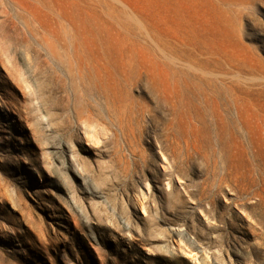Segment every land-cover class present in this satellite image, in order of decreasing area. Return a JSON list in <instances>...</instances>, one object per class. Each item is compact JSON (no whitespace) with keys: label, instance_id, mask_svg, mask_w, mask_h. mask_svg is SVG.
<instances>
[{"label":"rangeland","instance_id":"1","mask_svg":"<svg viewBox=\"0 0 264 264\" xmlns=\"http://www.w3.org/2000/svg\"><path fill=\"white\" fill-rule=\"evenodd\" d=\"M0 264H264V0H0Z\"/></svg>","mask_w":264,"mask_h":264},{"label":"bare ground","instance_id":"2","mask_svg":"<svg viewBox=\"0 0 264 264\" xmlns=\"http://www.w3.org/2000/svg\"><path fill=\"white\" fill-rule=\"evenodd\" d=\"M171 10V9H170ZM111 63H99V65H108ZM113 64V63H112ZM118 64V63H117ZM160 65V74H159V77L161 76V78L163 79V83H161V85H163V89H162V86L158 85L157 88L159 89L161 87V92L163 91L162 93V98H163V104H164V109L167 108V105H168V100H169V95H168V91H169V87L167 86L168 82V75H169V64L168 63H158ZM120 65V64H119ZM91 66H93V64H91ZM95 67V66H93ZM99 67V66H98ZM109 67V66H108ZM102 71V70H101ZM99 72V71H98ZM99 74V73H98ZM101 77V76H100ZM114 79V78H113ZM118 81V80H117ZM100 82V81H99ZM119 82V81H118ZM94 83V82H93ZM109 83V82H108ZM115 84V83H114ZM107 86V85H106ZM112 88V87H110ZM156 88V89H157ZM168 89V90H167ZM86 92H90L89 90L86 91ZM88 96V95H87ZM89 97V96H88ZM88 99V98H87ZM90 99V98H89ZM88 99V102H87V106L90 108V107H94V105L98 104L99 102L96 101V100H93V101H90ZM111 100V99H110ZM4 103V106L6 107L7 110H9V115L11 113H14L13 110L11 109L10 107V103L7 99H4L3 101ZM120 103V102H119ZM107 110V109H106ZM8 114V113H7ZM90 120V119H88ZM84 136L88 139V140H94V136L93 134H91L89 131H85L84 132ZM54 148V154H55V157L57 158L58 162L63 164V166H66V160H65V157H64V150L62 149L63 146H62V143H56V144H51ZM77 158H74L73 159V162L75 165H77ZM73 171L76 173V167H73ZM94 191L97 192L98 190L96 188H94Z\"/></svg>","mask_w":264,"mask_h":264}]
</instances>
